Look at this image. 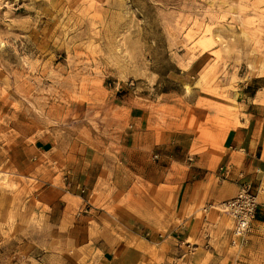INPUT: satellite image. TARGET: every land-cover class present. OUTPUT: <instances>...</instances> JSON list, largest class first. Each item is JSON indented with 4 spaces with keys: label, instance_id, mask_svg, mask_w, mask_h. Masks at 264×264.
<instances>
[{
    "label": "rangeland",
    "instance_id": "obj_1",
    "mask_svg": "<svg viewBox=\"0 0 264 264\" xmlns=\"http://www.w3.org/2000/svg\"><path fill=\"white\" fill-rule=\"evenodd\" d=\"M256 79L264 0H0V264H113L127 247L193 264L174 249L186 219L212 240L199 252L264 264V225L236 241L227 201L189 219L177 202L227 175L230 132L261 118Z\"/></svg>",
    "mask_w": 264,
    "mask_h": 264
},
{
    "label": "crops",
    "instance_id": "obj_2",
    "mask_svg": "<svg viewBox=\"0 0 264 264\" xmlns=\"http://www.w3.org/2000/svg\"><path fill=\"white\" fill-rule=\"evenodd\" d=\"M246 85L247 95H250L253 104L258 106L257 116L251 114V119L247 123L242 122V126L235 128L230 132V152L221 156V162L225 163L224 169H227V175L223 176L211 186L208 190V178L194 179L190 184L184 186L177 194V202L182 207L183 217L190 216L194 208L204 205L205 202L215 203L218 201H228L233 199L239 192L244 182L254 184L259 191L258 197L261 199V208L258 219L255 221V228H260L258 224L264 225V104L260 103L259 94L264 90V79H256ZM250 90V92H249ZM130 120L136 128H139L146 118V113L142 108H132L129 112ZM198 226V227H197ZM195 225L193 220H184L182 226L176 228L178 235L174 237L175 251L178 254V260L190 259L193 264H221L224 256L219 255L212 250V257H208L206 249H201L200 243L209 245L212 241L204 233L203 225ZM198 228V231L195 230ZM264 228V227H261ZM190 239L194 241L191 242ZM207 249L209 246L206 247ZM124 256L114 260L113 264H137L142 257L140 251L127 247ZM242 261H248L247 258H239ZM237 264L238 261H237Z\"/></svg>",
    "mask_w": 264,
    "mask_h": 264
},
{
    "label": "built area",
    "instance_id": "obj_3",
    "mask_svg": "<svg viewBox=\"0 0 264 264\" xmlns=\"http://www.w3.org/2000/svg\"><path fill=\"white\" fill-rule=\"evenodd\" d=\"M224 206L234 222V239L244 240L259 215L258 190L250 183H243L238 194L227 201Z\"/></svg>",
    "mask_w": 264,
    "mask_h": 264
},
{
    "label": "bare ground",
    "instance_id": "obj_4",
    "mask_svg": "<svg viewBox=\"0 0 264 264\" xmlns=\"http://www.w3.org/2000/svg\"><path fill=\"white\" fill-rule=\"evenodd\" d=\"M233 224H234V222H233ZM233 227H234V225H233Z\"/></svg>",
    "mask_w": 264,
    "mask_h": 264
}]
</instances>
